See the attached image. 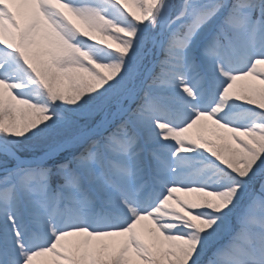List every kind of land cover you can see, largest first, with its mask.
<instances>
[{
    "label": "snow or ice",
    "instance_id": "obj_1",
    "mask_svg": "<svg viewBox=\"0 0 264 264\" xmlns=\"http://www.w3.org/2000/svg\"><path fill=\"white\" fill-rule=\"evenodd\" d=\"M0 264H264V0H0Z\"/></svg>",
    "mask_w": 264,
    "mask_h": 264
},
{
    "label": "bare ground",
    "instance_id": "obj_2",
    "mask_svg": "<svg viewBox=\"0 0 264 264\" xmlns=\"http://www.w3.org/2000/svg\"><path fill=\"white\" fill-rule=\"evenodd\" d=\"M214 132H218L219 133V130L213 129V127L211 126V122H207V127H206L205 132H204L205 136L207 138L213 140L215 138V136L213 134Z\"/></svg>",
    "mask_w": 264,
    "mask_h": 264
},
{
    "label": "rangeland",
    "instance_id": "obj_3",
    "mask_svg": "<svg viewBox=\"0 0 264 264\" xmlns=\"http://www.w3.org/2000/svg\"><path fill=\"white\" fill-rule=\"evenodd\" d=\"M241 83H244V82H238V84H241ZM213 134H214V136H215V138H214L213 140L216 141L217 143H220V142H221V141H219V140H216V137H217L218 135H226V134H224V133L222 132V130H219V133H218V132H214Z\"/></svg>",
    "mask_w": 264,
    "mask_h": 264
}]
</instances>
